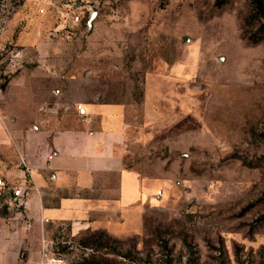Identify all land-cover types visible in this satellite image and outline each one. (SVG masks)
<instances>
[{
  "label": "rangeland",
  "instance_id": "374dc122",
  "mask_svg": "<svg viewBox=\"0 0 264 264\" xmlns=\"http://www.w3.org/2000/svg\"><path fill=\"white\" fill-rule=\"evenodd\" d=\"M252 10L0 0V128L47 92L61 108L125 104L123 158L145 198L118 225H52L66 264H264V17Z\"/></svg>",
  "mask_w": 264,
  "mask_h": 264
},
{
  "label": "crops",
  "instance_id": "0c3cea01",
  "mask_svg": "<svg viewBox=\"0 0 264 264\" xmlns=\"http://www.w3.org/2000/svg\"><path fill=\"white\" fill-rule=\"evenodd\" d=\"M79 104L68 100L62 110L47 92L0 128V264H58L47 262L57 256L52 225L65 222L73 233L118 225L145 198L124 166L125 104ZM13 187L26 189L19 205L10 200Z\"/></svg>",
  "mask_w": 264,
  "mask_h": 264
},
{
  "label": "built area",
  "instance_id": "2783aa9c",
  "mask_svg": "<svg viewBox=\"0 0 264 264\" xmlns=\"http://www.w3.org/2000/svg\"><path fill=\"white\" fill-rule=\"evenodd\" d=\"M78 109H80V106L77 107ZM4 186L3 181L0 179V188H2ZM26 193V189L22 188V187H13L10 190V200L15 204H18V199L21 198L23 195H25ZM48 253H44V256H47ZM47 262L48 263H65L64 258L58 256H49L47 257Z\"/></svg>",
  "mask_w": 264,
  "mask_h": 264
},
{
  "label": "trees",
  "instance_id": "16d2710c",
  "mask_svg": "<svg viewBox=\"0 0 264 264\" xmlns=\"http://www.w3.org/2000/svg\"><path fill=\"white\" fill-rule=\"evenodd\" d=\"M252 2V12H257L261 16L264 17V0H251ZM124 166L129 169L128 166H126L124 162Z\"/></svg>",
  "mask_w": 264,
  "mask_h": 264
},
{
  "label": "water",
  "instance_id": "95a60500",
  "mask_svg": "<svg viewBox=\"0 0 264 264\" xmlns=\"http://www.w3.org/2000/svg\"><path fill=\"white\" fill-rule=\"evenodd\" d=\"M92 18H93V16H91V17L89 18V20H88V25H89V26H91Z\"/></svg>",
  "mask_w": 264,
  "mask_h": 264
}]
</instances>
